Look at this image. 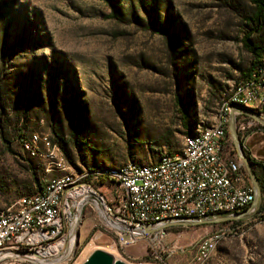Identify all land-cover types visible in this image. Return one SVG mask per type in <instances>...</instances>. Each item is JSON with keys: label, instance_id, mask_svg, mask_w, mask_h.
I'll list each match as a JSON object with an SVG mask.
<instances>
[{"label": "rangeland", "instance_id": "374dc122", "mask_svg": "<svg viewBox=\"0 0 264 264\" xmlns=\"http://www.w3.org/2000/svg\"><path fill=\"white\" fill-rule=\"evenodd\" d=\"M152 2L0 0V48L6 49L9 76L21 72L22 84L38 85L65 122L68 103L86 113L67 125V136L75 132L77 141L65 150L52 142L43 118L31 115L23 127L11 110L3 114L10 149L0 137V210L55 178L95 190L74 213L66 256L38 264H82L95 249L127 264H264L261 202L253 211L168 224L124 244L104 206L109 208L116 186L87 181L94 168L152 165L169 152L182 153L189 126L196 133L215 125L221 114L228 118L224 150L237 152L231 116L237 142L248 148L240 156L255 177L263 175L248 158L264 166V116L226 105L250 60L242 42L250 31L247 0H155L148 17L143 6ZM253 36H264V29ZM24 136L29 148L21 147ZM42 143L51 150L43 152ZM246 181L252 182L249 174ZM210 233L213 252L197 261V243Z\"/></svg>", "mask_w": 264, "mask_h": 264}, {"label": "built area", "instance_id": "2783aa9c", "mask_svg": "<svg viewBox=\"0 0 264 264\" xmlns=\"http://www.w3.org/2000/svg\"><path fill=\"white\" fill-rule=\"evenodd\" d=\"M237 92L250 94L253 98L251 108L261 111L264 116V61L248 75ZM224 120L225 114L215 136L206 144H191L189 156L167 159V165L153 173L137 174L131 170L124 176L100 175L87 180L92 183L102 179L116 186L106 211L111 222L117 224L118 233L123 234L124 244L147 236L149 232L140 233L136 229L149 224L253 210V190L248 184L238 182V173H245L241 164L236 160H231V165L223 163L221 135ZM29 136L35 138V133ZM24 138L25 145L21 147L26 146ZM42 145L43 152L51 150L46 149V144ZM82 190L90 198L95 194L91 184L73 187L67 194H60L57 187L44 192L42 187L37 193L21 196L13 207L0 210L3 215L0 242L9 243V250L0 256V264H38L59 254L70 235L75 204L79 202ZM59 196H66L64 208H57L56 197ZM166 207H175V215H165ZM213 240L211 233L199 240L197 261L210 257Z\"/></svg>", "mask_w": 264, "mask_h": 264}, {"label": "trees", "instance_id": "16d2710c", "mask_svg": "<svg viewBox=\"0 0 264 264\" xmlns=\"http://www.w3.org/2000/svg\"><path fill=\"white\" fill-rule=\"evenodd\" d=\"M248 9L244 10V13L248 17V25L250 26V31L243 38V46L244 49L248 52L250 60L248 63V68L246 71H242L243 79L238 82L241 83L245 80L248 75L258 67H260L264 61V36H253L264 29V0H247ZM155 7L154 3L143 6V11L146 13L148 17H150V7ZM113 13L116 15L117 11L113 9ZM6 56L5 47L0 48V137L5 140L6 143L4 146L6 149H10V144L8 140L5 138V126L8 127L7 124L4 123L3 114L9 109L13 112V116L15 117V124H18L19 121H24V125L26 121L31 118V115H34L36 119H44L46 124L50 129L51 140L53 143L57 144L62 150H65V146L67 147L70 142L75 143L77 140V136L75 132L71 133V136H67V125H71L74 119L84 120L86 118L85 111L78 105H71V103L67 104L66 108V119L68 122L64 121V118L58 112L56 108V103L50 102L48 105L46 100L40 94V88L38 85L32 87L29 84H22L21 82V72H15L13 75L8 74L7 69L4 65ZM51 86L57 90L59 86L55 84V78L53 76ZM39 88V89H38ZM54 90V91H55ZM225 98V96H224ZM77 105V106H76ZM8 110V111H9ZM54 110V115L51 114V111ZM9 124H11L9 122ZM23 127L21 129H23ZM13 128V132H15V127ZM187 130L189 137L193 136L195 132L193 130ZM20 130V129H19ZM194 132V133H193ZM22 133L18 132L17 135H21ZM26 137V136H24ZM23 137V138H24ZM188 137V138H189ZM23 138L22 145H23ZM25 145V141H24ZM160 153V152H159ZM167 155H174L171 152ZM30 157V156H29ZM163 157V156H162ZM33 158V157H31ZM252 169H256L257 166L261 168L263 171V175H257L258 179L261 182L263 191H264V166L256 163L253 159L248 158ZM161 160V159H160ZM89 180V178H87ZM103 180L101 179V182ZM40 187V189H39ZM43 185L38 186V190L35 192H39L42 189ZM34 194V193H32ZM30 195V194H29ZM264 209V196L261 201L260 211ZM258 216V215H257ZM258 219L260 220L259 216ZM261 221V220H260Z\"/></svg>", "mask_w": 264, "mask_h": 264}, {"label": "bare ground", "instance_id": "6f19581e", "mask_svg": "<svg viewBox=\"0 0 264 264\" xmlns=\"http://www.w3.org/2000/svg\"><path fill=\"white\" fill-rule=\"evenodd\" d=\"M246 79L234 87V89L232 90V92L230 93V95L226 101V105H231V104L241 105V104H243L244 106L253 107V98L250 94L237 92V89L239 87H242L245 84ZM223 117H224V114H221L219 120L216 122L215 125L200 128L197 130V132L193 136L187 138L186 145H185V148H184L182 153H178V154H174V155H164L157 164L141 165V164H135V163L132 164L131 163V164H127V165H124L121 167H99V168H94L93 170L87 172L86 176H88L89 178L100 177V175H103V176H124V175H128V173L131 170H133V172L137 173V174L153 173L154 171L158 170L159 168L166 166L167 165V159H175V157H177V156H189V153L191 150V144H193V146H201L202 144H206L212 137L215 136V132L218 130ZM227 125H228V118H227V115H225V120L223 122V129H222V135H221V151H223V147H224L225 140H226ZM23 147L29 148V144L26 143V146H23ZM46 149H47V144H46ZM47 152H49V150ZM223 163H224V165H231V159H228V158L223 156ZM246 179H247L246 173H238L239 184H247ZM73 183H74V180H72V178H69V177L55 178V179L48 181L43 186V190H44V192H51L54 188L57 187V191H59L60 194H67V192H69L70 189L73 188ZM81 192H82V194L78 198L79 202L75 204V208H74L75 214L77 213V211H80L81 204L85 201H89V199H90V196H88L87 193H85L83 190ZM56 205H57V208H64V206L66 205V196L56 197ZM258 205L259 204L255 205L254 207H257ZM104 206H105V210H106V205H104ZM165 215H175V207H166L165 208ZM73 216H74V214H73ZM73 216H72V221H73ZM258 216H259L261 222H264V209H262L261 211L259 210ZM108 219L111 222L109 217H108ZM72 221H71V226H70V233H69L70 235L68 236V239H66V242H65L63 249L61 250V252L59 254L50 257L49 261L56 259V258H58V259L63 258V253L65 254L64 256H66V250L65 249L72 242L71 241ZM2 223H3V215L0 214V224H2ZM112 223H114V222H112ZM75 224H76V222H75ZM72 244H73V242L71 243V245ZM71 247H70V249H71ZM212 248H213V241H212ZM8 250H9V243L0 242V256L2 254L6 253V251H8ZM69 251L70 250H68V252Z\"/></svg>", "mask_w": 264, "mask_h": 264}, {"label": "water", "instance_id": "95a60500", "mask_svg": "<svg viewBox=\"0 0 264 264\" xmlns=\"http://www.w3.org/2000/svg\"><path fill=\"white\" fill-rule=\"evenodd\" d=\"M234 109H237L239 111L245 112V113H251L250 110H252L251 107L248 106H242L239 104H232ZM233 118L230 116V130L233 136L234 141L237 144V147L240 149L242 146L240 143H238V138L235 135V131L233 128ZM245 165L252 177L253 183L256 185V177L255 175L251 172L250 168H249V164L247 163V160L245 159ZM237 214H223V216H236ZM217 216H211L208 218H184V219H180V220H170V221H164L161 223H157V224H149L146 226H143L141 228L136 229L137 232H149L151 230H155L158 228H162L165 225L168 224H172V223H179V222H184V223H200V222H205V221H215V219L218 217ZM21 258L24 259H30L33 260L35 262H40L37 259L34 258H28V257H24V256H19ZM82 264H127L126 262L115 258L112 254H110L107 251H104L102 249H95L94 251L91 252V254L84 260V262Z\"/></svg>", "mask_w": 264, "mask_h": 264}, {"label": "crops", "instance_id": "0c3cea01", "mask_svg": "<svg viewBox=\"0 0 264 264\" xmlns=\"http://www.w3.org/2000/svg\"><path fill=\"white\" fill-rule=\"evenodd\" d=\"M243 147H244L245 149H248L247 146H245V145L242 146V149H241V148L239 149V148H237V146H236V150H237V152H235V153H233V154L231 155V154H228V153L224 150V148H225V145H224V147H223V151H222V154H223L224 157H226V158H228V159L238 161V162L241 164L242 168L244 169L246 175L249 174V176L251 177V175H250V173H249V171H248V169H247V167H246V165H245L244 157H241V156H240L241 153H242V151H243ZM243 153H244V152H243ZM251 178H252V177H251ZM248 185H249V187L253 190V192H254V194H255V199H254V202H253V206L259 204V203L262 201L263 196H264V191H263V188H262V185H261L260 180H259L258 177L256 176V185L253 183V180H252V182H251L250 184H248ZM39 189H40V187H39ZM114 230H115V229H114ZM122 242H124L123 239H122ZM64 259H65V258H64Z\"/></svg>", "mask_w": 264, "mask_h": 264}]
</instances>
